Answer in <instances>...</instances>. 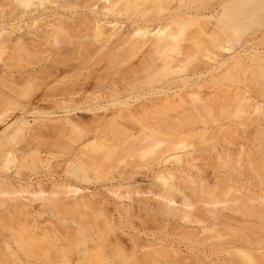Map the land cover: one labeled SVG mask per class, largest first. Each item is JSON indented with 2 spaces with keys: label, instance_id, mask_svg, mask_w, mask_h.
Masks as SVG:
<instances>
[{
  "label": "bare ground",
  "instance_id": "bare-ground-1",
  "mask_svg": "<svg viewBox=\"0 0 264 264\" xmlns=\"http://www.w3.org/2000/svg\"><path fill=\"white\" fill-rule=\"evenodd\" d=\"M207 1L0 0V264H264V52H232L264 0Z\"/></svg>",
  "mask_w": 264,
  "mask_h": 264
},
{
  "label": "rangeland",
  "instance_id": "rangeland-1",
  "mask_svg": "<svg viewBox=\"0 0 264 264\" xmlns=\"http://www.w3.org/2000/svg\"><path fill=\"white\" fill-rule=\"evenodd\" d=\"M215 1V2H214ZM213 2H214V4L215 3H220V1L219 0H217V2H216V0H214ZM239 1V0H238ZM238 1H235V2H238ZM203 8H205L206 9V7L208 8V6H209V4H211L209 1H207V0H203ZM202 8V9H203ZM201 9V10H202ZM205 9H203L201 12H202V14L204 15V14H207L209 11H208V9L207 10H205ZM210 10V9H209ZM199 11V12H200ZM22 21H26V19H21ZM204 21L205 20H203V19H199L197 22H195V24L194 23H192V24H189L190 26H188V28H186L187 30V33H190L191 31H193L196 27H197V24H199V23H204ZM41 24H42V22H40ZM21 26H23V27H25V25H21ZM123 27L124 26H126V24H124L123 23V25H122ZM240 26L241 27H243V32H241V33H239V34H241V35H239L240 36V42L241 43H234V45H233V50H232V52L234 51L235 53L237 52H239L240 54H241V56L243 55V53H242V51H241V49L243 48V50L245 51V53L246 54H252V53H262V52H264V10L263 11H261V12H258L256 15H254V16H251V17H248V18H246V19H243L242 21H241V24H240ZM121 29H122V27H121ZM208 32H210V31H208ZM223 34H220L219 36L221 37V38H224L223 36H225V35H223ZM220 37H219V39H220ZM238 36H236V39H238L237 38ZM209 38H207V37H205V35H199L198 36V38H197V40H199V44L201 45V46H203L204 44H207L208 43V40ZM244 42H248L247 43V45L246 46H243V44H244ZM243 46V47H242ZM214 55H216V56H218V57H216L215 58V60H221V59H225V58H227L228 56L226 55V53H224V54H222V56H220V54H219V51H215V50H213V52H207V51H205L204 49H200L199 51L196 49V50H193V58L191 59V61L189 62V64H188V66H187V69H186V71L184 72L185 73V78H187V77H192V78H198L197 77V75L196 74H198V76H200V78H199V80L200 81H205V80H207L208 79V75L205 73L206 72V68H200V69H198V70H195V71H192L191 70V68H192V66L193 65H200L201 63H211L210 62V60H208V59H211L212 60V58L211 57H213ZM244 56V55H243ZM242 56V57H243ZM244 57H247L246 55L244 56ZM243 57V58H244ZM66 59H67V64H71V63H74L75 61L73 60V54H71V53H67V55H66ZM207 63V64H208ZM180 85V83H177V84H173V85H170L169 86V88L170 89H174V88H176L177 86H179ZM136 95V93H130L129 94V98H133L134 96ZM118 99H125V97H122V96H119V98ZM129 100H131V99H129ZM141 102V100H138L137 102H133V103H131V106H136V105H138L139 103ZM143 102H146V101H143ZM103 104H105V100L104 99H99V100H91L88 104H85L84 106H91V107H97V106H99V105H103ZM45 107H47V106H42V107H40L41 109L39 110V111H37V112H53L54 111V114L53 115H50V117H53V118H60V117H62V116H66V115H68L69 117H72V118H74V119H79V120H83V121H85V122H90L91 121V114L92 113H88V112H82V111H72V109L71 108H69V110H70V112L69 113H67V114H63V113H61L59 110H54V109H52V108H45ZM16 115V114H15ZM17 116V115H16ZM31 115H29V117H30ZM41 114L40 113H37V114H35V115H33L32 117H30V118H32V120L33 119H37V118H35V117H38V119H40L41 117ZM30 118H28L29 120H30ZM42 118H44L45 119V116L44 117H42ZM240 122H245V120H240ZM250 128H252V126H250ZM145 180V178H140V180ZM254 182V181H253ZM253 182H251V183H253ZM251 186H252V184H251ZM254 187V184H253V186H252V188ZM251 188V187H250ZM252 191L254 190V191H256L257 192V189L256 188H253V189H251ZM90 191V189L89 190H87V191H85V192H89ZM145 197V196H144ZM137 198H140V199H143V197H141V196H137ZM148 203H151V202H149L148 201ZM150 213V212H149ZM143 215H145L144 213H143ZM149 215V214H148ZM254 220V219H253ZM252 220V221H253ZM251 221V222H252ZM250 222V221H249ZM255 223H257L256 221H255ZM255 223H253V226H250L249 225V223L247 222V224H241V225H245V226H247V228L245 229L244 227H242L243 229H245V232L247 231H251V229H252V231L249 233H247V234H249V236L252 238V239H254V243H253V245H252V248H254V249H256V248H259V247H264V223L262 224V223H258V224H260V225H258V224H256V225H254ZM252 224V223H251ZM174 228H171V229H174V232H171L170 233V231L171 230H169V231H164V233L162 234L161 232H158L159 234H161L160 236H161V238L163 239V241H166L167 242V245H168V242H169V245L171 246V245H173L174 247V249H178V251H181V252H183V254L184 253H186V255H188V254H193L194 252H198V250L200 251H203V250H205L206 252H207V255H208V261H210V260H219L221 257H223V256H225V254L223 253V252H221V250H219L220 248L219 247H217V246H213V245H208V246H206L207 244H203L202 245V249H200L199 247V249L197 248V246H196V248L194 247V248H192L190 245L191 244H189L187 241H184L182 238H180V236L178 237L177 235H178V233H180V231H187V232H193V228L195 227V229H196V225L194 226L193 224H187L185 227H184V229H182V228H180V227H177L176 226V224H174V225H172ZM191 226V227H190ZM178 229H177V228ZM251 227V229H249ZM247 229H249V230H247ZM153 231V230H152ZM163 231V230H162ZM154 232H155V230L153 231V232H145V234L147 235V236H149V237H151V234H152V236H153V234H154ZM170 234H169V233ZM181 232V233H182ZM186 232V233H187ZM194 232H196V231H194ZM134 233L135 234H137V235H139V237L143 240V238H148L145 234H144V232L142 231V232H138V231H134ZM144 235H143V234ZM151 233V234H150ZM156 233H157V230H156ZM184 233V232H183ZM159 234L158 235H154L153 237L154 238H157L158 240L157 241H161V240H159L160 239V237H159ZM180 235V234H179ZM182 236V235H181ZM200 236V235H199ZM159 237V238H158ZM159 242V243H162V244H164L165 242ZM156 242V241H155ZM185 242H187V245H186V243ZM171 243V244H170ZM166 244V243H165ZM193 245H195V244H193ZM204 246H206V247H204ZM255 246V247H254ZM180 249V250H179ZM189 250V252H186V250ZM190 249H192V250H194V252L192 251L191 253H190ZM185 251V252H184ZM200 251V252H201ZM256 252V251H255ZM188 253V254H187ZM199 253V252H198Z\"/></svg>",
  "mask_w": 264,
  "mask_h": 264
}]
</instances>
